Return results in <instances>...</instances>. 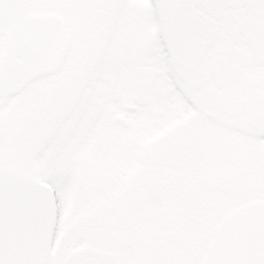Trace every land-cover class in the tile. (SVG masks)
Segmentation results:
<instances>
[{
  "label": "snow or ice",
  "instance_id": "obj_1",
  "mask_svg": "<svg viewBox=\"0 0 264 264\" xmlns=\"http://www.w3.org/2000/svg\"><path fill=\"white\" fill-rule=\"evenodd\" d=\"M0 264H264V0H0Z\"/></svg>",
  "mask_w": 264,
  "mask_h": 264
}]
</instances>
